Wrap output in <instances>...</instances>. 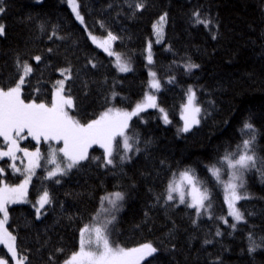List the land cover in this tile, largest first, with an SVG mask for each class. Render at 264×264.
Masks as SVG:
<instances>
[{
  "label": "trees",
  "instance_id": "trees-1",
  "mask_svg": "<svg viewBox=\"0 0 264 264\" xmlns=\"http://www.w3.org/2000/svg\"><path fill=\"white\" fill-rule=\"evenodd\" d=\"M138 2L77 0L88 32L100 39L108 32L118 37L113 50L131 68L121 73L113 58L91 43L66 0H4L0 86L15 85L18 60L29 63L33 72L22 88L26 103L50 104L56 81L63 79L60 70L71 68L65 88H70L76 107L70 114L88 123L109 108L132 111L144 101L153 79L150 71L160 83L152 94L158 108L129 122L130 143L137 137L140 141L135 145L140 152L128 153L129 161L120 163L117 156L115 167L101 166L103 151L93 147L90 160L56 177V183L46 178L53 165L43 154L28 203L8 207L6 227L17 237L18 258H26L23 264H64L79 248L80 230L107 203L101 198L119 191L125 199L109 225L110 242L124 248L152 243L159 251L144 264H264V250L247 251L249 233L257 242L264 236V183L255 169L245 175L255 198L238 202L247 223L233 230L221 183L229 179L227 163H220L225 155L239 152L237 146L247 138L242 125L249 116L259 130L256 149L264 156V0H143L142 10L129 8ZM196 10L218 27L193 23ZM165 14L164 33L155 40L154 26ZM53 29L63 39H49ZM149 45L150 65L145 60ZM35 56L41 57L39 63ZM189 63L199 67L189 71ZM189 89L201 108L200 123L184 132L180 113ZM117 141L123 154L122 139ZM26 146L33 149L34 143L29 139ZM213 165L220 168V182L209 171ZM0 168V185L20 182L7 159H0ZM186 169L209 193L206 205L211 207L199 216L186 204L168 200L169 182ZM45 190L52 202L37 219L36 201ZM218 230L222 235H216ZM0 257L9 259L2 247Z\"/></svg>",
  "mask_w": 264,
  "mask_h": 264
},
{
  "label": "snow or ice",
  "instance_id": "snow-or-ice-1",
  "mask_svg": "<svg viewBox=\"0 0 264 264\" xmlns=\"http://www.w3.org/2000/svg\"><path fill=\"white\" fill-rule=\"evenodd\" d=\"M43 0H36V3H42ZM68 5L71 7L72 12L75 14V18L80 24H84V17L79 11V4L77 0H67ZM144 7L143 0L129 4V8L134 10H142ZM5 13L4 0H0V15ZM166 15L160 17V23L154 26V29L159 36L162 33V24L166 20ZM193 23L202 24L205 28L210 25L218 27L213 19L202 16L199 10H196L192 14ZM103 27V25H102ZM43 30V26H41ZM87 30V29H86ZM5 35V25L0 23V36ZM57 39H63L59 36L55 29H53L51 36ZM89 37L96 43L98 47H101L109 56L116 55L117 65L121 72L131 71V68L121 62V58L118 54H115L111 50L112 43L118 39V37L111 32L107 33V37L102 42H98L97 37L89 32ZM213 39H216V35H212ZM51 52L52 49H49ZM35 61L40 62L41 57L35 56ZM148 63L152 64L151 45H149ZM95 67V65H93ZM199 65L189 63L186 69L191 71ZM18 77L14 86L4 88L0 86V137H3L4 142L7 144V151H0V159L3 157H9L12 161L17 159L16 153L23 152L24 156L28 160V164L24 169L26 173L23 182L16 186H9L4 183L0 187V213L3 214L0 219V245H5L7 252L11 254L16 264H23L24 259L18 258V250L16 247L17 237L12 234L6 227L9 220L8 205L28 203L27 189L28 185L32 181V177L36 174L35 169L40 167L41 152L37 148L35 151H28L27 148H21L18 141L21 139H27L31 137L37 144L43 140L44 142L55 141L61 143V148L52 149L51 158L49 163L55 165L53 170L47 172V179H55L59 176L67 175L72 169L81 166L82 162L90 160L88 150L93 145H99L103 149L102 165L104 167L116 166L117 159L123 163L129 161L131 157L127 155L135 151L140 152L139 147H135L140 143L137 137L133 142L130 140L133 138L127 134L129 129V122L133 117H137L141 112L146 111L148 108H158L156 103V97L152 94H147L145 99L141 103H137L132 111H122L120 109L109 108L98 119L92 120L88 123H81L75 119L70 113L69 109L76 107L74 98L68 94L70 88L66 90L65 83L67 80L72 79L71 68H65L60 70V75L63 79L56 81V87L54 90L53 98L50 104L30 102L26 103L22 99V88L26 84V78L33 72V67L27 62L17 61ZM149 75L153 78L149 87L155 90L160 89V83L155 79L156 73L149 72ZM189 95L187 97V104L184 106L186 114L183 117L185 123L182 131H190L192 125H198L200 120L198 116L201 113V108L195 104V93L192 89H189ZM85 95L87 93L85 92ZM161 113H164L163 108H159ZM165 123H168V117L165 113L163 116ZM253 116H249L242 125L246 131V137L242 140V144L238 145L239 152L225 155L224 159L220 161L221 164L227 163V167L230 170L229 179L223 183L224 201L228 206V215L233 218L235 223L230 224L233 230L236 229L237 224L247 223L244 212L241 208L237 207L238 202L242 200H251L255 196L250 192L247 187V181L245 175L255 169L259 172L261 177V183H264V156L260 155L256 149L257 136L259 130L253 123ZM117 137L122 138L123 154L119 153L120 142L117 141ZM59 152L62 154L66 163L62 167L56 159V154ZM100 159L99 157H92L91 160L95 161ZM12 168L16 172H20V169L12 164ZM209 171L220 182V168L216 165L210 167ZM4 169L0 168V174H3ZM23 174V173H22ZM56 183H60L59 179H55ZM186 182L191 185V202L187 204V207L196 209V215L201 214V210L207 211L211 204L206 205V201H209V193L207 188L201 190L198 186L202 182L199 181L194 172L191 169H186L180 173L179 183H170L168 186V200H172V192H179L180 203H185V195L181 184ZM2 183V181H0ZM125 199L123 193L116 191L110 193L101 198V202L107 201L114 211H119L121 206L120 202ZM51 198L49 193L45 190L36 201V218L40 219L43 213L42 209L45 205L50 204ZM35 206V205H34ZM211 219L212 217L209 216ZM115 220V215H110L104 223L97 221L84 226L79 232V248L74 252L70 259L65 261V264H144V261L150 257H154L159 251L152 243H143L137 247L124 248L120 246H113L109 239L108 225L112 224ZM225 224H228L227 219H223ZM195 223V222H194ZM217 236L222 235L218 230ZM249 247L247 249L249 254L255 253L257 250H264V236H261L259 242L252 233L248 235ZM211 241H205L210 243ZM0 264H6V261L0 259ZM151 264V261H149Z\"/></svg>",
  "mask_w": 264,
  "mask_h": 264
},
{
  "label": "rangeland",
  "instance_id": "rangeland-1",
  "mask_svg": "<svg viewBox=\"0 0 264 264\" xmlns=\"http://www.w3.org/2000/svg\"><path fill=\"white\" fill-rule=\"evenodd\" d=\"M66 2H67V0H66ZM67 7H68V8L70 9V11L72 12L71 7L68 5V3H67ZM72 14H73L74 17H75V14H74L73 12H72ZM75 19H76V18H75ZM76 21H77V20H76ZM78 22H79V21H78ZM79 23H80V22H79ZM159 23H160V22H159ZM159 23H158V24H159ZM158 24H156V25H158ZM156 25H155V26H156ZM81 26H83V28L86 30L85 24H83V25L81 24ZM164 27H165V22H163V24H162V33H161L159 36L157 35V33H156L155 29H154L153 38H154L155 40H158V39L161 38V36H162L163 33H164ZM86 34H87L89 40L91 41V43H92L95 47H97L100 51H102L103 53H105L106 55H108V54H107V53H106L101 47H98L96 43H93V41H92V40L90 39V37H89V32H88L87 30H86ZM103 39H105V38L100 39V38L97 37L98 42H102ZM151 45H152V44H151ZM111 50L114 52V50H113V43H112V46H111ZM114 53H115V52H114ZM148 55H149V48H148V50H147V53H146V59H145V60H146L147 64L150 65V64L148 63ZM108 56H109V55H108ZM151 56H152V53H151ZM110 57L113 58V60H114V64H115V66H116V67L118 68V70H119V67H118V65H117V61H116V55H113V56H110ZM119 72H121V71L119 70ZM121 73H126V72H121ZM149 83H150V82H149ZM154 90H155V89H152V88H150V87H147V90H146V92H145V96H146L147 94H153V93H154ZM156 91H157V90H155V93H156ZM192 91H193V90H192ZM188 95H189V92H188V94H187V96H186V102H185V104L183 105V107H182V109H181V113H180V115H181V120H182V128L184 127V123H185L183 117H184L185 115H189V118H190V114H186L185 111H184V106L187 104V97H188ZM154 96H155V95H154ZM142 102H143V101H142ZM148 109H149V108H148ZM68 111H69V113H70V109H69ZM195 126H196V124L192 125L191 129H192L193 127H195ZM191 129H190V130H191ZM117 138H120V137H117ZM29 139L34 143V147H33V149H29V148L26 146V142H27ZM120 139H122V138H120ZM18 143H19V146H20L21 148H27L28 151H30V152L35 151L37 148H39V149H40V152H41V159H42L43 154L45 153V154H46V157H47V163H49V160H50V158H51L52 149H57V150H58L59 148H61V147L63 146L62 142H61V143H56L55 141L44 142L43 140H41V142H40L39 144H37L36 141L33 140L31 137H28L27 139H21V140L18 141ZM93 147H98V148H100L99 145H93L92 147L89 148V150H90L91 148H93ZM100 149L103 151L102 148H100ZM89 150H88V152H89ZM0 151H7V144L4 142L3 137H0ZM16 156H17V159H16L15 161H12L9 157H3L2 159H7V160L10 162V166H11V168H12V164L14 163L15 166H16L17 168L20 169V172L17 173V175L21 178L20 182L18 183V184H20L21 182H23V180H24V178H25L26 173H24V169L26 168V166H27V164H28V160H27V158L24 156L23 152H18V153H16ZM41 159H40V161H41ZM56 159H57V161L61 164L62 167H63L64 164L66 163V161L64 160L62 154H60L59 152H57V154H56ZM39 163H40V162H39ZM49 164L53 165V168L51 169V170H53V169L55 168V165L52 164V163H49ZM38 169H39V167L35 169V173L38 171ZM12 170H13V168H12ZM227 170H228L227 175L229 176V172H230V170L228 169V167H227ZM15 172H16V171H15ZM22 173H23V174H22ZM46 177H47V175H46ZM33 181H34V176L32 177V181H31V183L28 185V189H27V200H28V190H29V188L31 187V185L33 184ZM179 182H180V174L177 175L175 178H173V179L169 182V184H170V183H179ZM224 182H225V181L221 180V183H222V184H223ZM18 184H17V185H18ZM2 186H3V184L0 185V187H2ZM9 186H16V185H9ZM168 186H169V185H168ZM181 187L183 188L184 195H185V203H184V204L187 205L188 203L191 202V199H192V197H191V195H190V193H191V185H188L186 182H184L183 184H181ZM168 195H169V193H168ZM171 195H172V197H173V200H175V201H177V202L180 203V194H179V192H175V191H174V192L171 193ZM205 203H206V202H205ZM20 204H25V203H20ZM12 205H19V204H10V205H8V207H9V206H12ZM226 206H227V204H226ZM36 207H38V205H36ZM191 209H194V208H191ZM194 210H196V209H194ZM227 210H228V206H227ZM201 211H203V210H201ZM228 211H229V210H228ZM115 213H116V211L112 210V209H111V206H110L108 203H106V204H105V203H101V206H100L99 211H98L97 214L93 217L92 222H90V224H92V223H96L97 221H99L100 223H104L107 219L110 218V215H114ZM2 217H3V214L0 213V219H2ZM230 217H231V216H230ZM232 219H233V218H232ZM108 228H109V225H108ZM113 246H114V245H113ZM0 247H2V248L4 249L5 253L7 254V256H8V258H9V259H5V258L0 257V259L5 260V261H6V264H16V261L13 260V258L11 257V254L7 252V248H6V246H5V245H0ZM77 251H78V250H77ZM64 264H65V263H64Z\"/></svg>",
  "mask_w": 264,
  "mask_h": 264
}]
</instances>
